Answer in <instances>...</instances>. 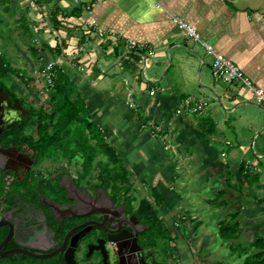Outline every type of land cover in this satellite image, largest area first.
<instances>
[{
	"label": "crops",
	"instance_id": "crops-1",
	"mask_svg": "<svg viewBox=\"0 0 264 264\" xmlns=\"http://www.w3.org/2000/svg\"><path fill=\"white\" fill-rule=\"evenodd\" d=\"M0 4V36L34 38L40 70L53 63L78 85L130 185L179 233V264L264 260V106L243 83L217 81L213 57L174 19L264 89V0ZM194 92L210 100L202 113L184 108Z\"/></svg>",
	"mask_w": 264,
	"mask_h": 264
},
{
	"label": "flooded vegetation",
	"instance_id": "flooded-vegetation-1",
	"mask_svg": "<svg viewBox=\"0 0 264 264\" xmlns=\"http://www.w3.org/2000/svg\"><path fill=\"white\" fill-rule=\"evenodd\" d=\"M4 90L10 103L0 96V264H160L159 225L141 201L83 175L84 168L74 171L64 156L38 161L32 107ZM174 246L169 241L167 256Z\"/></svg>",
	"mask_w": 264,
	"mask_h": 264
},
{
	"label": "trees",
	"instance_id": "trees-1",
	"mask_svg": "<svg viewBox=\"0 0 264 264\" xmlns=\"http://www.w3.org/2000/svg\"><path fill=\"white\" fill-rule=\"evenodd\" d=\"M52 72L53 83L46 81L49 89L48 104L46 107L35 106L31 109V117L36 121V133L31 136L34 157L38 161L46 157L57 156L59 153L71 161L80 157L85 169L83 175L96 168L98 177L107 187L119 186L122 189L118 188L117 192H122V190L124 193L129 192L131 185L123 161L113 145L107 141L102 128L92 119L78 85L61 68L56 66ZM12 74H17L25 81L27 80L25 75H21L6 55L0 51V88L3 87L13 92L8 81ZM15 95L18 96V94ZM16 141L24 143L25 140H21L17 135ZM100 155L104 158L97 159ZM160 201L162 200L158 199V202ZM141 204L159 225L160 238L156 244L160 254L167 257L169 241L174 242L175 238L164 219L157 215L153 204L144 198Z\"/></svg>",
	"mask_w": 264,
	"mask_h": 264
},
{
	"label": "rangeland",
	"instance_id": "rangeland-1",
	"mask_svg": "<svg viewBox=\"0 0 264 264\" xmlns=\"http://www.w3.org/2000/svg\"><path fill=\"white\" fill-rule=\"evenodd\" d=\"M0 13L2 14V5L0 4ZM37 44L34 38H30L29 36H23L22 38H18V36H0V51L2 54L6 55L9 62L14 66L17 70H19L21 75H25L26 81L19 77L17 74H12L9 78L10 87L20 95L25 102L31 106H44L48 104L49 97V89L47 87L46 79L43 78L42 73H40V64L38 58L32 53L28 48V44ZM39 68V69H38ZM147 71L149 74L153 71V66H150ZM213 73V72H212ZM214 76V75H213ZM215 78V77H214ZM196 93L195 95L198 97L200 93ZM212 93H210L211 96ZM194 95V96H195ZM208 99L207 97H204ZM210 101V100H209ZM70 154V152H69ZM69 157V156H68ZM103 156H99L97 159L102 158ZM104 158V157H103ZM47 161H51L50 159H46ZM57 162L66 161L61 153L57 154L55 157ZM82 159L80 157L73 159L71 167L76 170H82ZM90 178H99L97 169L94 168L88 175ZM145 187H137L131 186L129 192L136 198L137 200H142L144 195ZM179 233H172L176 237ZM176 242V241H175ZM179 248L175 244L173 248H171L170 257H162L160 264H179L180 263V254Z\"/></svg>",
	"mask_w": 264,
	"mask_h": 264
},
{
	"label": "built area",
	"instance_id": "built-area-1",
	"mask_svg": "<svg viewBox=\"0 0 264 264\" xmlns=\"http://www.w3.org/2000/svg\"><path fill=\"white\" fill-rule=\"evenodd\" d=\"M174 19L180 27L187 30L188 34L195 41L200 42L206 49L207 53L213 57L212 72L217 81H223L225 83H233L239 81L243 83L244 85L250 87L259 96L261 103L264 106V89L255 85L251 78L244 73L240 65L225 56L223 53L219 52L209 41L203 39L201 37V34L196 30L194 26L178 17H174ZM101 32L105 33L103 31ZM127 46L130 49L135 50L136 52H140L147 46V44L146 42H140L135 39H128ZM150 53L153 54V51H151ZM52 70L53 63H50L40 70V73H42L43 77L48 83H53ZM151 93L153 94L154 91H151ZM209 103V99H206L204 97L188 98L185 101L184 108H187L194 112L202 113L209 105Z\"/></svg>",
	"mask_w": 264,
	"mask_h": 264
},
{
	"label": "water",
	"instance_id": "water-1",
	"mask_svg": "<svg viewBox=\"0 0 264 264\" xmlns=\"http://www.w3.org/2000/svg\"><path fill=\"white\" fill-rule=\"evenodd\" d=\"M0 96L5 97V99L8 101V103H10V99H9V95L7 94V92L4 90V88H0ZM25 112H28L27 110H25Z\"/></svg>",
	"mask_w": 264,
	"mask_h": 264
}]
</instances>
